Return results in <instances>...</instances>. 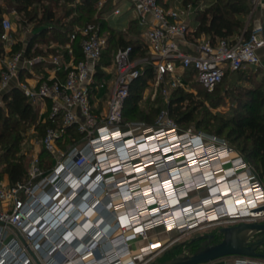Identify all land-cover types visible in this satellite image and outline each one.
<instances>
[{
	"label": "built area",
	"instance_id": "1",
	"mask_svg": "<svg viewBox=\"0 0 264 264\" xmlns=\"http://www.w3.org/2000/svg\"><path fill=\"white\" fill-rule=\"evenodd\" d=\"M129 1L137 11L138 23L144 27L146 54L132 56L130 45L118 47L113 53L110 64L115 68V76L103 110L98 111L92 101L102 82H96L98 70L101 68L103 73L101 79L104 72L109 71V66L100 63L108 38L98 23L88 22L74 27L68 41L59 45L63 47L62 52L56 50L48 55L36 56L25 55L23 49L8 55L0 52V90L15 77V84L32 103L39 102L44 106L49 100L50 118L59 121L60 125H75L83 133L80 140L63 148L58 143L63 127H47L38 142L39 148L51 155L52 165L43 169L38 151H35L24 180L10 185L0 179V203H4L0 209V264H31L33 260L29 250L34 251L40 264H147L152 258H147V255L153 250L157 254L168 246L153 239L149 229L162 225L166 229L175 228L182 232L212 220L209 219L210 214L216 216L219 211L220 206L211 203V199L210 203L192 206L189 212L186 209L193 203L183 202L180 205L177 201L167 208L168 199L164 202L159 200L161 177L158 167L163 161L160 159L164 158L165 149L168 148L171 155L182 153L186 156L189 144L193 143V147L201 144L202 148L194 149L191 156L200 158L202 155L198 156L199 152H210L203 141L193 142L201 135H188L189 143L184 144L187 137H177L178 134L168 126H157V123L173 121L165 106L159 110L151 133H147L150 127L133 133L144 122L124 121L122 109L130 84L145 65L153 68L155 91L159 88L166 97L175 88H187L184 73H192L201 86L212 90L227 72L245 66L264 68L260 52L264 50V0H250L251 11L259 13L249 37H245L242 31L229 37L215 38L199 30L194 22L195 7L191 2ZM119 11V6L113 10L114 13ZM1 26L0 38L9 42L12 39L10 19L3 16ZM78 36L81 57L76 60L73 41ZM39 62H48L51 73L33 83L19 79L20 68L24 67L33 74V65ZM159 129L163 131L157 133ZM130 138L134 140L130 142ZM216 142L213 154H206L207 158L219 156L225 148L222 141ZM176 146L181 149L174 152ZM147 155L149 157L145 158ZM228 160L233 171L226 175L229 180L227 185L239 187L234 193L237 206L228 216L247 217L237 214L251 210L260 214V207L264 205V183L258 175H249L252 174L250 171L248 175H237L239 167L249 168L241 155L228 157ZM204 163H197V166L207 165ZM206 173L198 177L185 175L181 184L174 183L176 196L182 187L189 191L202 185L215 186L217 177L214 172L211 176ZM233 181L237 183L232 184ZM146 185L149 187L144 189ZM240 196L248 203L238 204ZM77 198L84 200L85 205L80 206ZM100 205L113 213L111 231L101 229L91 218L92 213L100 212ZM180 207L182 213L175 214ZM118 208H122V212H116ZM200 212L204 215H197ZM85 220L101 232L107 245L93 242L78 248L71 244L72 252L68 251L70 242L65 234L74 233L75 228ZM8 231L18 233L20 237L11 236L4 241ZM132 241H141L136 251L131 246ZM148 250L152 251L147 253ZM85 254L88 256L85 257ZM238 256L240 258L235 261L219 257L201 264H264L261 257Z\"/></svg>",
	"mask_w": 264,
	"mask_h": 264
},
{
	"label": "trees",
	"instance_id": "2",
	"mask_svg": "<svg viewBox=\"0 0 264 264\" xmlns=\"http://www.w3.org/2000/svg\"><path fill=\"white\" fill-rule=\"evenodd\" d=\"M50 1L56 3L59 0H0V33L3 14L8 9H13L18 14V22L21 25L33 22L34 27H37L23 48L24 54L27 56L44 55L38 48L37 39L42 40L48 36L52 41V39H63L66 36V41H68L69 33L74 29V24L83 19L86 20V23L90 21L98 23L102 31L109 30L107 46L102 53L100 63L108 64L117 48L126 45L132 46V56L146 54L144 42L139 35L135 19L129 21L126 33L108 26V21L113 10L120 3L119 1L97 11L94 16L98 0H80L74 6L75 9L72 8L69 11L67 9L65 14L68 15L71 10H78L85 14H83L84 17L79 14L67 22L62 21V17L55 14L53 8L48 5ZM205 1L204 9L199 8V4L195 3L196 1L181 0L179 2L180 4L191 2L195 7L194 22L198 24L200 31L213 38L229 37L242 31L245 37H249L252 27L250 25L243 26L249 7L247 0ZM79 39L78 36L73 41L76 60L81 57ZM2 42L3 40L0 38V52L3 49ZM12 45V51L22 48H19V43ZM17 47L19 49L14 50ZM48 50L56 52V47L50 46ZM153 73V68L150 65H145L140 75L130 84L129 94L122 109L124 121L130 118L133 119L132 122H138L142 118L151 121L152 114H158L161 109L159 106L153 105L148 111H144L138 105L141 92L147 81L153 77ZM230 73H237L238 78L248 80L247 85L237 89L234 93L233 99L238 103L239 108L236 112H230L227 115L215 113L213 118L206 119L199 124L205 123L203 126L207 129L204 132L205 137H214L217 141L229 140L246 162H254L260 168H264V68L257 67L255 69L245 66ZM102 74L100 68L95 76L96 82L100 80ZM222 81L212 90H207L196 80L197 85L204 90L203 99L200 100L194 98L192 91L180 87L173 89L164 105L168 109L169 116L176 123L191 122L196 118L194 112L198 111L197 109L203 101H208L213 107L217 106L222 101L220 94ZM2 101L4 106L0 104V178L3 174H7L10 185L27 177L24 154L20 152L21 132L24 130V124L36 123V129L41 137L47 127L62 126L63 131L58 143L63 148L83 137V133L77 130L75 125H60L59 121L50 118L49 108L41 119L31 100L24 95L17 85L10 87L3 93ZM38 157L43 169H48L53 163L51 155L43 148L38 149Z\"/></svg>",
	"mask_w": 264,
	"mask_h": 264
},
{
	"label": "rangeland",
	"instance_id": "3",
	"mask_svg": "<svg viewBox=\"0 0 264 264\" xmlns=\"http://www.w3.org/2000/svg\"><path fill=\"white\" fill-rule=\"evenodd\" d=\"M80 0H59L56 3H53L52 1H50L48 3V5L50 7L53 8V10L55 11V14L57 16H61V20L63 21H69L71 20L73 17H77L79 14L81 16L84 17V13L78 11V10H71L70 13L68 15L65 14V10L68 9V11L70 9H75L74 6L79 2ZM120 2L118 5L120 7L121 13L120 14H112L109 21H108V26L111 28H114L116 30H121V32L126 33V31L128 30V27L126 26L129 22V20L134 19L137 17V11L132 7L131 2L129 0H98L97 1V5L95 7V12H94V16L95 13L99 10L104 9L106 6L114 4L116 2ZM181 0H168V2H170L171 4L174 3H179ZM190 1H196V4H199V8L204 9V7L206 6L205 4V0H190ZM248 4V12L246 13L245 16V20H244V27L246 26H253L255 20L257 19V15H258V11L252 12L251 11V5H250V0H247ZM84 14V15H83ZM4 16L8 17L11 21V28L9 30V33L12 34L13 39L15 40V43H19L18 46H20L19 48L22 47L23 42L28 39V37H30L33 32L37 29V27H34V23L33 22H27L25 25H21L18 22V14L13 10V9H8L7 12L4 14ZM93 16V17H94ZM82 17V18H83ZM90 22H94V21H90ZM86 23V20L84 21L83 19L79 22H76L74 25V27H76V25H81ZM126 27V29L124 30L123 28ZM114 30V31H116ZM105 33H108V29L104 30ZM241 32L235 33V34H239ZM234 34V35H235ZM51 39L46 36L44 39L40 40L37 39L36 43L39 45L38 48L41 50V53H43L44 55H48L51 51L48 50V47H50L52 44H61L64 45L66 39V36H64L63 39L58 38L56 40L50 41ZM14 48V50L19 49ZM20 50V49H19ZM48 51V52H47ZM111 61V60H110ZM110 72V71H109ZM186 78V89L187 91H192L194 98L197 100L203 99V89L197 85L196 83V79L193 76L192 73H184L183 74ZM115 76V68L112 67V70L109 74H107L104 78V80L100 83L99 86V92L97 94V97H101L102 94L104 93V89L106 87L105 83H109L111 80H113ZM261 77V76H258ZM100 81V80H99ZM98 81V82H99ZM163 83L166 82V78L162 81ZM161 82V85L163 84ZM248 82V80H244V79H240L238 78V74L237 73H230L227 72L225 74V77L222 81V84L220 86V94L222 95V101L215 107L211 106L209 104L208 101H203L202 104L198 107V111L194 112L195 115V119L192 120L191 122H183V123H176L174 120L172 122H164L163 123H157V126L159 127H170L175 133L178 134L177 137L179 138H183V137H187L188 135H201V138H194L193 142L195 143H199L200 141H203V143H205L208 147H209V151L208 154H213V145L217 144L216 140L214 139V137H208L204 135V132L207 131V129L203 128V126H205L204 124H199V122H203L206 121V119H210L213 118L215 115V113L217 114H223V115H227L230 112H236V110L239 108L238 103L233 99L234 97V93L236 92L237 89H241L243 88V86L247 85L246 83ZM201 85V84H200ZM201 97V98H200ZM169 99V96H164L159 88H157V91H155V82H154V78L152 77L151 79H149L147 81V83L145 84L142 92H141V98L138 102V105L140 108L144 109V111H148V109L151 106H159V107H164L166 101ZM1 105L4 106V102L2 101ZM34 108L37 110L38 116H40V112H41V108L39 105V102H34L33 103ZM41 119H43V116L40 117ZM156 118H157V113L152 114V120L151 121H147L146 119H141L139 121H143L144 125L139 128L136 129L133 133H138L142 130H145L146 127H150L148 128V134L149 132L151 133V128L154 127L156 125ZM133 121V119H127L126 121ZM212 121V120H211ZM163 124V125H161ZM41 135L38 133L37 129H36V123H29V124H24V130L23 132H21V140H20V152L24 154V159H25V163L28 166L29 165V161L32 157V155L34 154L35 151H38L39 149V139H40ZM202 138L204 140H202ZM187 139V138H186ZM224 143V149L221 152V154L219 156L216 157H210L206 155V151H203L204 154H202V157L198 158V157H191L188 155V158L183 155L182 153H176L175 158L173 160V162H167L168 157H170V152H165L164 153V161L165 163L168 164V166L171 168H174L173 170H168L166 171V166L164 164H161L162 166L160 167V170L162 171H166L163 172L162 175H177L180 176L179 179H183V177L185 175H200L201 171L202 173H206V175H210L211 176V172H214V175L217 177L216 180L214 182H216V184L221 181V180H227V182H229V180L226 178V175H228L229 171L232 172L233 168L230 166V162L228 160V157H235L238 154L240 155V153L234 148V145L229 141V140H225L222 141ZM230 142V143H229ZM212 150V151H211ZM206 157V158H204ZM219 157V158H218ZM202 158H204L203 160H201ZM197 160V162L192 163V160ZM209 159V160H208ZM205 162L207 163V165H202L201 167H203V170H197V167L195 165H197V163H201V162ZM208 161L210 162V165L208 163ZM191 163V164H189ZM248 164V169L245 166L239 167V170L237 171L238 174L237 175H248L249 171L252 174L249 175H258L260 181L262 183H264V168H260L258 165H256L254 162H247ZM211 166H213L212 168H215L217 166H219L218 169L216 170H211ZM221 167H223L221 169ZM171 168V169H172ZM207 168H209L207 170ZM250 169V170H249ZM218 170V171H217ZM167 172L169 174H167ZM185 179V177H184ZM223 180V181H224ZM183 181L180 180L178 183L181 184ZM225 182V181H224ZM215 184V185H216ZM185 185V184H183ZM224 185H221V189H223ZM228 187V185H227ZM231 187V186H230ZM234 188V187H231ZM228 191V189H226V186L224 188V191ZM239 190V189H237ZM223 191V192H224ZM229 192V191H228ZM181 194V195H180ZM179 195L178 198V202L179 204H183V202H188V203H202L203 200L206 199H213L214 195L213 192L211 191V187H208V185H202L199 186L198 188L194 189V190H189L187 191V188L182 187L181 189H178V194ZM227 197L223 198V201H219L218 203L220 204V206H222L223 208H221L222 210H219L217 215L215 216V218H213L210 221H203L199 224L194 225L192 228L179 232L178 230H176L175 228L171 229L168 228L166 229L165 227H163L162 225H158L155 226V228L157 229L156 231H153L152 234V238L156 239L159 241V243H164V244H168V246L160 251L159 253L155 254L157 251L153 250V252L149 255H147L149 257H152L149 262L151 261H155V262H160L169 258H172L174 256H178V255H184V254H190L192 253L199 244H201L200 241H192L193 238L197 237L198 235L201 234H205V233H215V238L217 241L221 240L222 238V234L218 231V228L221 226H225V225H233L235 223H238L240 221H257V222H261L264 221V205H261V211L259 215L257 216H247V217H229L228 215L231 214L233 209H230V206L232 205L231 201L228 200ZM172 202L176 203L175 199L172 198ZM213 204H217L216 202H211ZM236 203H234L235 205ZM225 207H224V206ZM225 215V216H224ZM220 216V217H219ZM224 216V217H221ZM155 235V237L153 236ZM257 235L262 236L264 235V232L262 231H258L255 233L256 237ZM200 240V239H199ZM216 241V242H217ZM134 249V248H133ZM260 251H264V245H261L259 247ZM134 251H136V249H134ZM152 250H148L146 251L147 253H149ZM223 258L225 260H229V261H235L236 259L240 258V256L238 255H227L224 257H220ZM148 262V263H149Z\"/></svg>",
	"mask_w": 264,
	"mask_h": 264
},
{
	"label": "crops",
	"instance_id": "4",
	"mask_svg": "<svg viewBox=\"0 0 264 264\" xmlns=\"http://www.w3.org/2000/svg\"><path fill=\"white\" fill-rule=\"evenodd\" d=\"M120 13H121V10L118 13L113 12L112 14H120ZM4 14H3V16H4ZM134 19L136 20L137 28L139 30V35L142 38V41L144 42L145 41V37L143 35L144 27L138 23L137 17ZM126 26L128 27V24ZM123 29L125 30L126 27H124ZM10 35H11L12 39L9 42H5V41L2 42L3 49L1 51L2 52L4 51L5 55L11 54L13 52L12 51V48H13L12 44L15 43V40L13 39V36L11 33H10ZM31 36L28 37V39H26L23 42L21 49H23L27 45ZM55 47H56V50H59L60 52L63 51V47H60L59 45H57ZM79 51H80V49H79ZM260 52H261V63L264 64V50H260ZM74 56H75V53H74ZM101 64H104V63H101ZM104 65L109 66V71L111 72L112 66H111L110 62L108 64H104ZM49 67H50V64L48 62H39L36 65H33V68H32L33 74H31V72L29 70H26L23 67V68L19 69L18 77L21 80H26L29 83H33L37 78H40V77H42L48 73H51L49 71ZM109 71L104 72L105 75L103 76L102 79L100 78V81L104 80L105 76L110 73ZM100 81L97 83H100ZM15 83H16V78L14 77V78L10 79L7 86L3 90H0V104L2 103L3 93L7 89H9L10 87L16 85ZM111 83H112V80L109 83H105L106 87H105L104 93L102 94L101 97H97V94L99 92V88H98L95 98L92 99L94 104L97 105L98 111L103 110L106 107L105 101H106L107 95L109 94ZM39 105H40L41 111H42V107H44V110L46 111L49 108L50 103H49V100H46V102L44 103V106L41 103H39ZM45 111L40 112V117H42V116L44 117ZM0 179L5 183L9 182L7 174H3ZM214 190H215V188L211 189V191H214ZM105 200H106V198L103 199V201H105ZM77 202L79 203L80 206L85 205V201L82 199L77 198ZM3 206H4V203H0V209L3 208ZM99 208H100V212L99 213H92L91 218L97 222V224L99 225V227L101 229L111 231L112 228L110 227V223L113 221V213L111 214V213L107 212L106 210H104L102 205H100ZM116 212H122V208H118ZM123 217L124 216H122V218ZM171 229H173V228H171ZM156 230L157 229L154 227V228L149 229L148 232L152 236L151 233L153 231H156ZM11 236L12 237L16 236L18 238L20 237L18 233H15L14 231H8L5 235L4 241H6ZM153 236L155 237V235H153ZM65 238L67 241L70 242V245L68 247V251H71V252L73 249L71 247V244L74 245L75 247H78V248L84 247L86 244H90L93 242H101V243H103V244L105 243L107 245V243L104 242V237L102 236L101 232L99 230L91 227V224L89 221H84V223L82 225L77 226L74 230V233L67 232L65 234ZM138 244H141V241H132L131 242V246L134 249H137ZM29 253L32 256V260H33L31 264H40L37 256L34 253V251L29 250Z\"/></svg>",
	"mask_w": 264,
	"mask_h": 264
},
{
	"label": "water",
	"instance_id": "5",
	"mask_svg": "<svg viewBox=\"0 0 264 264\" xmlns=\"http://www.w3.org/2000/svg\"><path fill=\"white\" fill-rule=\"evenodd\" d=\"M222 234L221 240L212 242L215 233H205L193 238L192 241L203 239L192 253L174 256L172 258L147 264H201L227 255H246L264 258V251L258 248L264 245V235L253 240L250 238L258 232H264V221H240L233 225L218 228Z\"/></svg>",
	"mask_w": 264,
	"mask_h": 264
},
{
	"label": "bare ground",
	"instance_id": "6",
	"mask_svg": "<svg viewBox=\"0 0 264 264\" xmlns=\"http://www.w3.org/2000/svg\"><path fill=\"white\" fill-rule=\"evenodd\" d=\"M163 130L162 129H159V130H157V133H161ZM148 139H152V138H148ZM134 140V138H130L129 139V141L131 142V141H133ZM188 140V137H187V139L185 138V140L184 141H187ZM189 142L187 141V142H184V144H188ZM161 144V143H160ZM176 144H174V146H175ZM189 145H192V146H189ZM188 145V147L186 148V150H185V152L187 151V156L189 155L190 157L191 156H193V154H194V149L196 150L197 148L200 150L202 147V145L201 144H199V145H197V146H194L193 147V143H191V144H189ZM201 147V148H200ZM181 148L179 147V146H176L175 148H174V152H176V151H179ZM166 150V152H170V150L168 149V148H166L165 149ZM212 151V150H211ZM214 152V151H213ZM212 152V153H213ZM202 154H204V152H199L197 155L198 156H201ZM206 154H208V152L206 151ZM148 158L149 157V155H147V156H145V158ZM212 157H215V156H212ZM174 158H175V155L173 154V155H171L170 157H168V160H167V162H169L170 160V162H173V160H174ZM160 160H163L162 162H160V165H159V167H158V170H160V167L162 166L161 164H164L165 166H166V171H168V170H173L174 168H169V166H168V164L167 163H165V159L164 158H162V159H160ZM193 162L192 163H195V162H197V160L195 159V160H192ZM189 164H191V163H189ZM209 165H210V162H209ZM213 166H211V170H216V169H218L219 168V166H217V167H215V168H212ZM209 168H207V170H208ZM166 171H162V170H160L159 171V175H160V177H161V179H160V186H158V192H159V195H160V197H159V200L160 201H163L164 202V200H167L168 199V201H167V204L165 205L167 208H169V206L171 205V204H176V203H173L172 202V198H174L175 199V201L177 202L178 201V199H177V197L179 196H176V189L175 188H173V186L175 185L174 183H177V184H179L178 182L181 180V179H179V177L180 176H175V175H162L163 174V172H165L166 173ZM167 174H169L168 172H167ZM195 176H199V175H196V174H194ZM207 179H209V177H206ZM224 180V179H223ZM221 180V181H219L215 186H213L211 189H213V188H215V190L214 191H212L213 192V195H214V198L213 199H211V200H213V202H216L217 204V206H220V204L218 203L219 201H223V198L224 197H227L228 198V200H230L231 201V203H232V205L230 206V209H234V207H236L237 205L235 204L234 205V203H235V199H236V197L237 196H234V193H236L237 191V189L239 188V187H234V188H231L229 185H228V187H227V184H228V182H227V180ZM192 182H190V184H191ZM237 183V181H233L232 182V184H236ZM221 185H224L223 186V189H221ZM225 186H226V189H228V191L226 190V191H224V188H225ZM149 186L148 185H146V186H144V189H146V188H148ZM194 190V189H193ZM224 191V192H223ZM181 195V194H180ZM226 198V199H227ZM210 199H206V200H204L202 203H210L209 201H211ZM247 201V203H248V200L246 199V198H244L243 196H240L239 197V201H238V204L240 203V204H242V203H245ZM250 202L252 201V199L251 200H249ZM117 202H119V200H117ZM129 204L131 205L132 204V202H129ZM200 203L199 202H195V203H193V205L191 204V206H188L187 207V209H186V211L187 212H189V211H192V206H195V205H199ZM224 206V205H223ZM225 207V206H224ZM221 208H223L222 206H220L219 208H218V210H222ZM251 209H254V208H251ZM182 210H181V207L180 208H178L177 210H175V214H180V213H182L181 212ZM257 210H251V212L250 211H248V213L246 212V213H244V214H237L238 216H253V215H258L259 213L258 212H256ZM231 212H233V210L231 211ZM197 215H204V213L203 212H200L199 214H197ZM225 216V215H224ZM224 216H221V217H224ZM220 217V216H219ZM213 218H215V215H213V214H210V217H209V219H213ZM85 221H87V220H85ZM80 225H82V224H80ZM88 255L87 254H85V257H87Z\"/></svg>",
	"mask_w": 264,
	"mask_h": 264
},
{
	"label": "flooded vegetation",
	"instance_id": "7",
	"mask_svg": "<svg viewBox=\"0 0 264 264\" xmlns=\"http://www.w3.org/2000/svg\"><path fill=\"white\" fill-rule=\"evenodd\" d=\"M254 236H255V234H254L253 237L250 238V239L253 240V239L259 237V235H257L256 237H254ZM202 240H203V239H200V240H197V241H200V242L202 243ZM211 241H212V242H216L217 240H216V238L214 237ZM199 245H201V244H199ZM199 245H198V246H199ZM258 250H259V248H258ZM259 251H260V250H259Z\"/></svg>",
	"mask_w": 264,
	"mask_h": 264
}]
</instances>
